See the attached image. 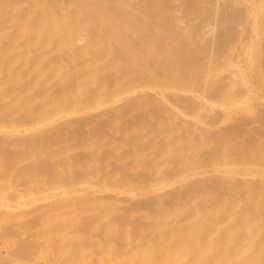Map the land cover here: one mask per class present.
I'll list each match as a JSON object with an SVG mask.
<instances>
[{
	"label": "bare ground",
	"instance_id": "1",
	"mask_svg": "<svg viewBox=\"0 0 264 264\" xmlns=\"http://www.w3.org/2000/svg\"><path fill=\"white\" fill-rule=\"evenodd\" d=\"M0 264H264V0H0Z\"/></svg>",
	"mask_w": 264,
	"mask_h": 264
},
{
	"label": "rangeland",
	"instance_id": "2",
	"mask_svg": "<svg viewBox=\"0 0 264 264\" xmlns=\"http://www.w3.org/2000/svg\"><path fill=\"white\" fill-rule=\"evenodd\" d=\"M257 26H258V23L257 22H249V21H245L244 23H243V25H242V28H243V30H244V32H245V36H247V37H249L250 36V38H249V41H248V43H247V47H246V50L250 47V49L254 46V40H253V37H252V31L253 30H255L256 28H257ZM231 47H234V48H239V43H237V44H234V45H232V46H230L229 48H231ZM235 50V49H234ZM242 50V49H241ZM229 51V50H228ZM237 51V50H236ZM235 51V52H236ZM239 52H241V53H243V51H239ZM238 52V53H239ZM247 51H245V53H246ZM229 55H233V54H229ZM237 57H242V55H240V54H238V56H236V58ZM247 58V57H246ZM262 60H263V53L261 52L259 55L257 54V56L255 55V57H254V59H251V55H250V63H251V65L252 66H254V68H256L257 66L259 67L261 64V62H262ZM247 62H248V60H247ZM239 63H241V64H245L244 63V61H243V59H241V58H239ZM162 151H160V153H161Z\"/></svg>",
	"mask_w": 264,
	"mask_h": 264
}]
</instances>
